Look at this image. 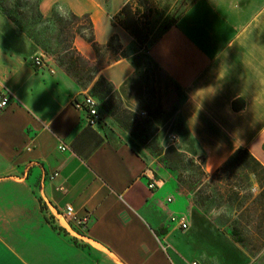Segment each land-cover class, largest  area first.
Returning <instances> with one entry per match:
<instances>
[{"label": "crops", "instance_id": "obj_1", "mask_svg": "<svg viewBox=\"0 0 264 264\" xmlns=\"http://www.w3.org/2000/svg\"><path fill=\"white\" fill-rule=\"evenodd\" d=\"M130 1L40 0L39 13L45 18L60 8L87 15L99 44L116 34L125 50L136 42L113 20ZM147 1L150 65L142 57L133 61L139 50L98 77L116 91L125 113L155 131L158 143L163 129H174L181 150L201 156L208 175L239 149L264 167V0ZM73 45L87 61L96 60L83 38ZM33 55V43L0 9V91L13 98L0 113V176L9 177L1 181L8 191L0 203V264H182L169 241L171 230L182 232L169 220L177 209L166 199L157 203L158 181L148 189L146 143L131 124L101 111V123L88 126L74 106L83 97L76 82L48 67L37 71ZM44 205L92 214L81 245L46 221ZM162 226L167 234L156 236ZM187 231L185 239L195 232L211 248L192 260L264 264V243L243 246L211 219L194 218Z\"/></svg>", "mask_w": 264, "mask_h": 264}, {"label": "rangeland", "instance_id": "obj_2", "mask_svg": "<svg viewBox=\"0 0 264 264\" xmlns=\"http://www.w3.org/2000/svg\"><path fill=\"white\" fill-rule=\"evenodd\" d=\"M38 3L39 0H7L11 16H15L19 22L15 24L33 43L35 53L43 56L47 70L54 75L60 71L68 74L80 88L81 95L88 93L100 102V111L104 118L112 121L118 118L127 128L131 124L133 126L131 131L136 133L141 142L146 143L145 148L148 151L146 170L152 172L153 180L158 181L162 188L158 193L157 203L162 204L163 200L171 198L173 204L169 206L177 209L176 214L185 216L189 225L194 218H208L212 220L213 226L225 234L237 228L243 246L262 247L264 179H259L251 173L246 159H242L241 156L230 159L217 174L208 175L204 170L201 156L191 158L181 150L178 140L171 139L172 135H177L174 129L161 131V145L152 138L155 136L153 129H146L132 118V115L125 113L122 101L110 86L104 89L100 85L98 92H94L92 86L100 71L114 64L115 59L120 55L132 56L141 50L131 58L137 64L141 63L139 60L145 58L143 59L145 65H150L145 52L148 42L141 49L136 44L123 51L121 49L120 52L116 48L102 51L94 62L86 60L87 67L79 65L75 71L73 70L74 77L66 71L65 66H59V62H64L66 65L69 63L59 49L73 43V28L77 24L84 25L85 22L75 21L71 13L66 11H64L66 14L62 15L58 8H54L50 16L43 18L39 13ZM141 16L138 15L137 18L140 25L150 22V18ZM171 19H174V16ZM75 59L76 55H73V60ZM94 71L95 73H91ZM97 71L99 73L96 74ZM147 78L151 77L148 75ZM0 162L2 164V161ZM6 178L9 177L0 176V203L8 191V186L1 183ZM10 180L14 184L19 183L15 176ZM48 212V206H42V213L48 222L62 229L66 236L72 235L75 243L81 245L78 241L84 239L75 237L71 231L55 224L56 222L47 217ZM187 232L171 230L172 235L169 238L170 243L176 247L175 253L180 256L182 264L190 263L194 253L206 254L210 253L211 249L195 232L188 234L185 239Z\"/></svg>", "mask_w": 264, "mask_h": 264}, {"label": "trees", "instance_id": "obj_3", "mask_svg": "<svg viewBox=\"0 0 264 264\" xmlns=\"http://www.w3.org/2000/svg\"><path fill=\"white\" fill-rule=\"evenodd\" d=\"M134 2L136 3L135 5L133 4ZM0 9L14 23H19L15 16H11L9 6L7 4V0H0ZM38 9H39V3H38ZM152 12L153 11L148 6L147 0H132L123 6L120 13L114 18L113 25H116V24L120 25L126 32H128L134 38L137 46L141 49L149 40L148 26L150 25V22L148 21L142 26L140 25L137 18H138V15L139 16L142 15L141 17L150 18L152 15ZM71 15L75 21L83 20L85 22L84 25L77 24L73 28L74 30L72 33L73 40L77 36L83 38L87 43L90 44V46L92 47V49L94 50L96 54V57H98L102 51H110L114 48L119 50V52L121 51L122 46L120 44L119 37L116 34L111 36L106 44H103V45L99 44L95 39L93 23L90 17L87 15H84L81 17H78L74 14H71ZM59 50L62 51L64 58L69 60V63L67 65L64 62H59V66L60 67L65 66L66 71L72 76L75 77V74H73V72L79 65L83 67L88 66V62L86 61L85 58H83L80 55V53L74 47L73 43L67 44L64 47H61ZM73 55H76L75 60H73ZM124 57H126L125 54L120 55L119 58L115 59V62L119 61L121 58H124ZM91 73H95V71ZM97 73H99V71H97L96 74ZM100 85H102L104 89L107 88L108 86V84L104 81L102 77H98L97 80L94 82L92 86L94 92L96 93L98 92ZM239 156H241L242 159L247 160L251 173L254 176H256L259 179L260 178L264 179V167L247 150H244V149L237 150L230 159H235ZM227 164L228 163H225L224 166H226ZM46 221L48 222L47 218H46ZM54 228L58 230L59 232L63 231L60 228H56V227ZM231 232L234 235V237H236L237 241H241L238 236L237 228H233ZM154 234L156 236L165 235L167 234V230L164 229L162 226L160 230H154Z\"/></svg>", "mask_w": 264, "mask_h": 264}, {"label": "built area", "instance_id": "obj_4", "mask_svg": "<svg viewBox=\"0 0 264 264\" xmlns=\"http://www.w3.org/2000/svg\"><path fill=\"white\" fill-rule=\"evenodd\" d=\"M32 66L37 71H43L46 69V63L42 55H33L30 58ZM12 95L6 91H0V111L6 110L12 103ZM74 106L84 113L86 123L90 127H95L99 125L102 121V116L100 113V102L92 95L84 93L81 100L74 101ZM171 139L176 140V136L172 135ZM60 151H66L67 148L64 144H60ZM57 174H52L48 176V180L53 181ZM158 187V183L152 179L148 183V189L154 191ZM173 201L171 198L166 199V204H171ZM52 212L50 220L54 222H59L60 225L80 239H84L86 233L89 230V226L92 222V214L90 212L85 213L83 216H78L73 207L67 205L64 209H53L49 208ZM170 222L175 224V226L182 232H186L189 229V223L185 216L172 214L169 218ZM189 264H203L198 260H192Z\"/></svg>", "mask_w": 264, "mask_h": 264}, {"label": "clouds", "instance_id": "obj_5", "mask_svg": "<svg viewBox=\"0 0 264 264\" xmlns=\"http://www.w3.org/2000/svg\"><path fill=\"white\" fill-rule=\"evenodd\" d=\"M62 15H65L66 13L64 11H62V9L58 8L57 9Z\"/></svg>", "mask_w": 264, "mask_h": 264}, {"label": "snow or ice", "instance_id": "obj_6", "mask_svg": "<svg viewBox=\"0 0 264 264\" xmlns=\"http://www.w3.org/2000/svg\"><path fill=\"white\" fill-rule=\"evenodd\" d=\"M0 253H2V249H0Z\"/></svg>", "mask_w": 264, "mask_h": 264}]
</instances>
